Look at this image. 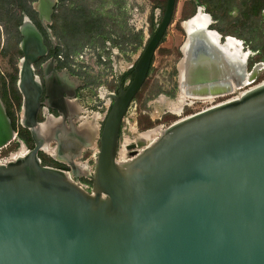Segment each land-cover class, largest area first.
Wrapping results in <instances>:
<instances>
[{"label":"water","instance_id":"1","mask_svg":"<svg viewBox=\"0 0 264 264\" xmlns=\"http://www.w3.org/2000/svg\"><path fill=\"white\" fill-rule=\"evenodd\" d=\"M57 3L30 4L52 47L56 39L50 26ZM174 3L165 0L123 86L122 66L129 65L118 49L106 44L116 93L97 89L96 107L107 111L84 118L95 120L90 144L79 141V126L64 141L59 118L36 122L41 95L36 63L45 91L55 76L65 85L66 80L82 82L66 78L65 70L57 74L53 57L40 62L47 54L44 36L21 12L15 87L21 97L19 124L29 131L33 147L28 150L18 141L17 152L0 163V264H264V80L248 86L250 50L242 40L212 28L215 21L203 7L195 6L180 22L184 38L175 66L177 97L228 98L160 128L140 149L129 143L124 146L127 158L118 161L122 135L132 140L134 134L150 131L130 132L121 126L171 21ZM197 12L209 22L187 25ZM260 20L264 26V10ZM228 38L239 43L236 49L227 46ZM57 97L65 104L70 96ZM47 122L53 129L45 138L41 126ZM13 137L0 101V149ZM49 142L55 143L53 151ZM63 146L75 152L63 162L67 172L40 165L38 152L55 158ZM84 152H89L91 165L75 161ZM77 176L88 181L87 188Z\"/></svg>","mask_w":264,"mask_h":264},{"label":"rangeland","instance_id":"2","mask_svg":"<svg viewBox=\"0 0 264 264\" xmlns=\"http://www.w3.org/2000/svg\"><path fill=\"white\" fill-rule=\"evenodd\" d=\"M33 1L34 0H0V76L2 75L7 81L8 91L11 93L15 92L14 79L16 77L17 61L20 57L17 47L19 36L16 31V27L20 21V9L16 8L15 4L18 2L24 4L23 8L26 9L27 14L35 19V15L30 9V4ZM63 1L64 3H66V1L72 3V7H77L79 10L83 9L85 15L89 16V13L92 12L91 14L93 17L107 23L109 20L106 17L103 15L99 17L100 11L97 5L98 3H102L104 11H109L110 13V36L114 38V42L123 39V37H125L124 40L126 42L127 37L135 34L139 35L140 39L143 40L139 46L134 43H122L124 56L120 54L129 66L135 62L140 54L146 40L158 23L165 4V0H62V3ZM209 1L212 2V5L210 4L208 8L211 9V14L216 20L212 28L218 30L222 36L227 35L238 38L249 48L258 49L259 56L256 55L251 57L250 60L263 57L264 30L260 23L259 16H242V12L245 11L244 7L241 5L242 0H228L226 4L224 1L220 3H218V0ZM156 10L159 11L158 16H156ZM194 10L195 6L191 3V0H175L171 21L153 54L146 79L140 91L134 97L133 106L125 117L124 122H122V128H125V125H127L128 131L136 133L153 129H163L179 118L199 112L228 98L214 99L211 102L189 99L187 100V105L183 107L179 113L170 111L171 108L169 107L172 104H176L179 97H177L175 86V66L179 59L178 48L184 38L180 28V22L190 17ZM57 17H59V15H57ZM53 28H55L58 39L60 40V49H65V46L62 45L64 42L60 39L57 20L54 22ZM82 50L83 52L77 55L75 59L76 61L83 62V67L86 69V72H88H83V74H87L86 77H89V81H94V83L101 80L104 81L103 83L98 82L99 85L96 83L97 89L99 87L104 89V86H107L109 89H107V91L113 92L115 87V76L111 66L109 75L104 71H99V67L93 62L94 52L88 47ZM122 68L127 71L129 67L122 66ZM102 74L103 78L98 80V76ZM105 79L109 80V82H105ZM263 79L264 69L259 72L257 81L261 82ZM89 120L90 121L83 122H88L94 126L93 138L96 128L95 120L94 118ZM133 138L131 140V137L126 135L120 137V144L122 140L123 143L118 153V161H120L122 152H124V159L127 158L124 146H126V143L127 145L129 143H134ZM8 148L9 147L6 146V149Z\"/></svg>","mask_w":264,"mask_h":264},{"label":"flooded vegetation","instance_id":"3","mask_svg":"<svg viewBox=\"0 0 264 264\" xmlns=\"http://www.w3.org/2000/svg\"><path fill=\"white\" fill-rule=\"evenodd\" d=\"M263 10H264V7L261 11ZM26 15L31 19V21L36 25V27L39 29V31L44 36V44L47 47V54L43 59H40V62H43L44 60L49 59V57H53L56 61V64L54 65V71L57 74H61V71L65 70L68 72V75H69V77H66V78L71 79L73 77H76L82 82L81 83L82 85H80L78 84L77 81L74 82L71 80L70 82L66 80L67 83L65 85L62 82V79H61V83H59V80H57L58 77L55 76L53 78L51 77L48 79V82L46 84L47 91H45L43 78L41 75V71L39 69V63H36L33 67L34 74L37 76L38 82L41 85V95L39 97V107L36 113V122L38 124H41L46 120L47 117H50L52 119L59 118V120L61 121L60 132L63 134L61 135L63 136L64 141H67L68 138L66 137H68L69 135L73 136V130L75 132V130L79 126L78 129L76 130V134L78 133L79 128L82 125L83 121H90L89 119H84V118H89L93 112L99 111L101 115L106 113L107 111L106 107L101 106L100 109H97L98 107H96V104L100 102V99L97 97V93H96L97 91L96 83L98 82L103 83L104 81L101 80V81H97L96 83H94V81H89V79L83 74V72L88 73L86 72V69L84 67H78L76 64L71 65L70 64L71 62L67 60L68 58L66 59V57L60 52V47H59L58 41L54 33L53 35L56 39V44L55 46L52 47L49 44L48 40L46 39L41 28L38 26L36 22V18L35 19L31 18L27 13ZM260 23L262 24L261 20H260ZM262 27L264 30L263 24H262ZM244 46L245 48H248L252 54L247 60L248 70H251L254 67L257 70L256 75L254 77V81L252 82V85H254L259 82L257 81L259 72H261L264 69V53H263V57H259V59L257 58L256 60H250L251 57H254L256 55L259 56L258 49H251L245 43H244ZM18 52H19V49H18ZM16 76H17V67H16ZM3 79L4 77L1 75L0 76V101L2 102L5 108L6 114L11 121V125L14 130V137L12 138V141L7 145L9 148L1 152V155L6 154L8 151H11L12 153L17 152L18 141H21L28 150L33 147V140L30 137L29 131L21 127L19 124L20 106H21L20 94L18 93L16 87H15L14 93L9 92L8 83H7V91H5V88L3 85ZM14 80L16 82V77ZM128 80L129 78L124 80V82H122V86L125 85L128 82ZM15 82H14V85H15ZM105 82H109V80L105 79ZM97 85H99V83ZM104 87H105L104 89L107 91L108 89L107 86H104ZM113 92L116 93V90H114ZM58 93L61 94L64 98L66 94L70 96L67 99V101L65 100L66 101L65 104L63 101H60L58 99L57 97ZM105 93L101 96L104 102H106L108 98V94L107 93L105 94ZM58 110L60 111V113L58 112ZM79 141H82V143L84 142V140L80 138H79ZM69 143L70 142H68L67 144ZM97 146L98 144L95 142L94 148H97ZM47 147L49 150L53 151V149L55 148V143L49 142L47 143ZM74 153H75L74 148L72 146H68V147L63 146L62 151H59V153L55 155V158H52L42 152H38L37 156L40 160L41 166L64 170L67 172L68 168H66L63 162L66 160V158L71 157ZM88 156H89V152H84L82 153V156L76 159L75 161L81 164L91 165V160L88 159ZM76 179L82 185H87V186L89 185L88 181H86L82 176H77Z\"/></svg>","mask_w":264,"mask_h":264},{"label":"crops","instance_id":"4","mask_svg":"<svg viewBox=\"0 0 264 264\" xmlns=\"http://www.w3.org/2000/svg\"><path fill=\"white\" fill-rule=\"evenodd\" d=\"M63 3L62 0H58L52 16L51 30L53 31L60 47V40L58 39L55 28H53L54 22L57 20L60 39L64 42L62 45L65 46V49H60V52L66 57V59L68 58L67 60L71 62V65L76 64L78 67H83V62L76 61L75 57L83 52V48L88 47L94 52L93 62L99 67V71H104L109 75L110 62L108 59L109 56L106 44L118 49V51L124 56L122 43H134L139 46L143 42L137 34L127 37L126 42L124 40L125 37L114 42V38L110 36V13L109 11H104L102 3H98L97 5L100 11L99 17H101V15L106 17L109 20L107 23L93 17L91 14L92 12L89 13L88 16L83 13V9L79 10L77 7H72V3H68L67 1L64 4ZM56 14L59 15V17H57ZM84 75L86 76L87 74ZM102 76L103 74L99 75L98 80L102 79Z\"/></svg>","mask_w":264,"mask_h":264},{"label":"bare ground","instance_id":"5","mask_svg":"<svg viewBox=\"0 0 264 264\" xmlns=\"http://www.w3.org/2000/svg\"><path fill=\"white\" fill-rule=\"evenodd\" d=\"M208 22H209V20H208L207 16L203 15L201 12H197L196 15L189 22H187V25H189V26L194 25L196 27H200L202 25H206ZM226 41H227L226 42L227 46H229L232 49H236V47H234V44H239L238 42H236L230 38H228ZM256 72H257V70L254 67L252 69V71L250 72V74L247 76L246 82L248 83V86L252 85V82H251V84H249V82L255 77ZM178 96L179 97H178L177 103L174 105L172 104L169 107V108H171L170 111H172L173 113H179L181 111V109L187 105V100H189V99L194 100L193 98H188V97L183 96V95H178ZM206 101L211 102V99H206ZM52 129H53L52 124L50 122L49 123L47 122L46 124L41 126V132L45 138L48 135V133L52 132ZM159 130L160 129H153V130H150V131L143 133V134H140V135L134 134L133 141L137 145L138 149L143 147L144 144H147V143L153 141L156 138V136L159 134ZM93 131H94V126L92 124H89L88 122H83L79 128L78 133H77L78 139L83 138V140H84L83 144H90ZM119 152H120V150H119ZM123 156H124V152H122V154H121L120 161L124 160Z\"/></svg>","mask_w":264,"mask_h":264},{"label":"trees","instance_id":"6","mask_svg":"<svg viewBox=\"0 0 264 264\" xmlns=\"http://www.w3.org/2000/svg\"><path fill=\"white\" fill-rule=\"evenodd\" d=\"M225 2V4L227 3L228 0H218V3L220 2ZM8 3V2H7ZM191 3L194 5V6H201L204 8V11L206 13H208L211 18L215 21L216 23V20L214 18V16L211 14V9L208 8V6L211 4L212 5V2H210L209 0H191ZM241 5L244 7L245 11L242 12V16H259L260 15V11L263 9L264 7V0H242V3ZM15 7L16 8H19L20 9V14L21 12H24V13H27L26 9L23 8L24 7V4H21V3H17L15 4ZM216 7V6H215ZM219 7V6H218ZM226 10V9H225ZM21 17V16H19ZM260 18V17H259ZM20 22V21H19ZM19 24V23H18ZM18 26V25H17ZM17 28V27H16ZM218 33H220L218 30H216ZM131 70L128 71V72H125L122 77H121V83L124 82V80L126 79H130L131 78Z\"/></svg>","mask_w":264,"mask_h":264},{"label":"built area","instance_id":"7","mask_svg":"<svg viewBox=\"0 0 264 264\" xmlns=\"http://www.w3.org/2000/svg\"><path fill=\"white\" fill-rule=\"evenodd\" d=\"M131 66H129V68L127 69L130 70ZM3 85L5 88V91H7V81L5 79H3ZM4 149H6V147L0 149V163L5 162L8 158L12 157L14 155V153H12L11 151H8L6 154L1 155V152L5 151ZM82 185V184H81ZM84 188H87V185H82Z\"/></svg>","mask_w":264,"mask_h":264}]
</instances>
